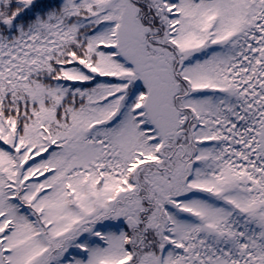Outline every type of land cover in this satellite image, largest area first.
I'll return each instance as SVG.
<instances>
[{"label": "snow or ice", "instance_id": "snow-or-ice-1", "mask_svg": "<svg viewBox=\"0 0 264 264\" xmlns=\"http://www.w3.org/2000/svg\"><path fill=\"white\" fill-rule=\"evenodd\" d=\"M0 264H264V0H0Z\"/></svg>", "mask_w": 264, "mask_h": 264}]
</instances>
